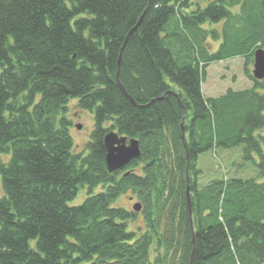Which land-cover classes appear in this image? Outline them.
<instances>
[{
	"label": "trees",
	"instance_id": "1",
	"mask_svg": "<svg viewBox=\"0 0 264 264\" xmlns=\"http://www.w3.org/2000/svg\"><path fill=\"white\" fill-rule=\"evenodd\" d=\"M259 48L264 0H0V264H264ZM237 57L254 86L204 96L209 66ZM70 100L94 118L86 154ZM110 131L141 150L115 173ZM241 146L257 178L199 184L201 155Z\"/></svg>",
	"mask_w": 264,
	"mask_h": 264
},
{
	"label": "rangeland",
	"instance_id": "2",
	"mask_svg": "<svg viewBox=\"0 0 264 264\" xmlns=\"http://www.w3.org/2000/svg\"><path fill=\"white\" fill-rule=\"evenodd\" d=\"M209 2H201L200 5L205 7ZM193 9H196V4L193 3ZM239 9L236 10V13ZM222 24L206 25L207 29L221 30ZM176 27V20L171 24V28ZM220 46V42H215L207 39L205 47L209 53L214 54ZM179 49V48H178ZM264 49V48H262ZM175 52V49H174ZM245 60L242 57H237L232 60L212 63L208 70L207 76L203 83L204 96L217 98L224 95L229 89L234 91L251 89L254 84L246 77L244 70ZM250 73L253 75V64L248 67ZM264 93V91H263ZM68 120L70 121V133L74 139L75 152L87 153L86 146L90 141L91 133L94 130V118L89 112H85L78 107L77 100H70L68 104ZM77 126H81L79 130ZM244 147H238L230 150H213L200 156L198 161V168L202 174L199 179V184L203 187L208 185L211 181L216 179H251L258 177V169L252 163L244 161ZM258 160V159H257ZM102 189L96 190L94 193L100 192ZM0 195H3V190L0 187ZM88 196L87 188L81 190L78 197L70 204L71 206H79L83 204ZM140 204L142 207L136 222L131 224V229L141 235L146 231V224L143 220L142 212L143 205L136 197L128 194L122 197L116 206L125 208L134 212V206Z\"/></svg>",
	"mask_w": 264,
	"mask_h": 264
},
{
	"label": "water",
	"instance_id": "3",
	"mask_svg": "<svg viewBox=\"0 0 264 264\" xmlns=\"http://www.w3.org/2000/svg\"><path fill=\"white\" fill-rule=\"evenodd\" d=\"M142 19L143 17L141 18L138 25L130 32L129 36L138 29ZM123 50L124 48L122 49V52ZM253 77L257 81L264 80V49L262 48L256 50L254 54ZM183 123L184 121L182 122V125ZM77 128L80 130L81 126H77ZM183 142L186 146L184 138ZM104 146L106 149V165L109 173H115L125 168L133 160H136L141 157L139 142L135 139H129L128 137L121 136L115 131H110L109 133H107L104 138ZM187 200L189 206V216L192 220L191 198L189 190H187ZM141 209L142 208L140 204L134 206L135 212H140Z\"/></svg>",
	"mask_w": 264,
	"mask_h": 264
}]
</instances>
